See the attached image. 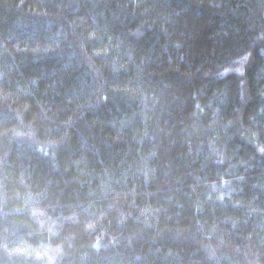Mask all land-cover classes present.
<instances>
[{"label": "trees", "instance_id": "obj_1", "mask_svg": "<svg viewBox=\"0 0 264 264\" xmlns=\"http://www.w3.org/2000/svg\"><path fill=\"white\" fill-rule=\"evenodd\" d=\"M0 264H264V0H0Z\"/></svg>", "mask_w": 264, "mask_h": 264}]
</instances>
